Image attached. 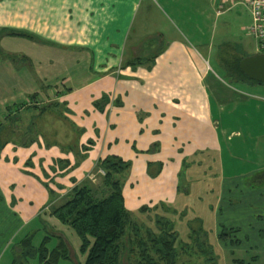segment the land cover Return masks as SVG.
<instances>
[{"label":"crops","instance_id":"crops-1","mask_svg":"<svg viewBox=\"0 0 264 264\" xmlns=\"http://www.w3.org/2000/svg\"><path fill=\"white\" fill-rule=\"evenodd\" d=\"M141 1L0 0V28L31 36L0 37V117L17 108L14 124L24 126L1 141L0 217L21 228L35 195L33 217L65 237L70 227L51 215L52 207L81 183L107 190L100 161L118 157L128 164L118 177L130 218L154 230L163 217L182 242L189 224L200 221L218 264L219 252L240 244V228L225 222L224 212L264 224V186L251 178L264 170V83L233 80L237 88L218 97L225 83L208 62L211 46L204 57L187 38L195 31L202 38L197 21L205 10L192 6L196 0H153L165 26L146 28L152 12L147 8L139 18ZM165 8L182 27L166 18ZM187 8L198 11L194 18ZM205 12L209 26L212 15ZM247 37L254 48L240 41L236 54L264 53ZM138 56L144 59L131 65ZM246 95L254 102L241 99ZM229 105L250 108L257 118L241 131L223 127ZM224 136L250 142L247 153L226 155L227 166ZM223 229L232 232L225 240Z\"/></svg>","mask_w":264,"mask_h":264},{"label":"trees","instance_id":"trees-1","mask_svg":"<svg viewBox=\"0 0 264 264\" xmlns=\"http://www.w3.org/2000/svg\"><path fill=\"white\" fill-rule=\"evenodd\" d=\"M7 34L31 37L12 30ZM142 59L144 57L138 56L130 64L135 65ZM241 59L238 56L232 60L236 64L235 68L244 80H251L239 69ZM35 106L33 104L32 108ZM40 109L45 111L46 106ZM3 129L0 125V133ZM99 166L105 171L102 182L107 190L99 191L90 184L81 183L74 186L61 203L50 211L51 215L69 226L78 236L80 252L85 254L84 264H217V256L200 221L189 224L187 242L179 239L174 224L163 217L155 219V230L134 222L124 207L118 177L128 164L118 157H109L100 161ZM252 181L263 184L264 170L254 174ZM221 233L220 239L225 240L232 232L223 229ZM31 239L28 234L20 241V252L14 259L15 264L20 256L24 259L35 257L39 264H58L60 260L70 259V244L66 237H57L58 243L52 249L47 247L51 239L48 235L38 247L32 245ZM184 256L187 260H183Z\"/></svg>","mask_w":264,"mask_h":264},{"label":"rangeland","instance_id":"rangeland-1","mask_svg":"<svg viewBox=\"0 0 264 264\" xmlns=\"http://www.w3.org/2000/svg\"><path fill=\"white\" fill-rule=\"evenodd\" d=\"M245 1L246 0H196L195 4H192L193 7L197 6V10L199 8L205 11L210 10L212 15L208 26V22L204 14H207L208 12L204 11L201 18L200 15L197 14V19L200 18L197 23H199L202 29L204 30L202 38L197 39L199 37L197 35H200L197 31H195L194 33L189 32L187 38L193 43V45H196L198 47L202 54L204 53V57H206L207 55L206 47L208 45L211 46L210 51H212L213 56L212 58H207L208 62L211 66L214 76L216 75L218 77L217 78L215 76L219 83H225L223 85L224 91L220 92V94L218 95V97L220 98H222L221 96H223L227 99V96L231 94L227 90V88H230V86L231 88H237V86L234 85L235 82L233 80L237 82L239 77L243 79L242 75L238 73L237 69L235 68V62L232 61L233 59L239 56L235 53L236 50L237 53L239 52V49L237 48L236 44H239L240 41L244 43L246 42V44L251 46V49L254 48L253 43H251L252 40L247 37L248 34L245 28L251 20L249 19V13L246 9ZM153 3L154 5H152L149 0H142L140 3V9L138 12L139 18L142 17V14L146 11L147 8H149L150 12H152V19L146 22V28L159 27L162 25L165 26L164 21H162L160 17H156V15H158L157 10L161 8H159L158 4H156L154 1ZM165 9L166 11L164 10V13H166V18L173 25H178L179 27H182L181 24L175 19V17L172 16V14H169V8ZM184 10L188 14L191 13V16L193 18L195 17V12H198L195 11L193 8H187ZM216 10L219 11V16L215 15ZM4 31L7 30L5 28H0V37L3 34H7V32ZM191 35H193L194 37H192ZM234 46H236V48H233ZM227 73H231V77H234V79H231V77L229 76L227 77ZM216 93V91L212 90L211 97L213 99L216 97ZM241 99L248 100L247 103H253L255 100L253 97H248V95L241 96ZM259 103L263 105L264 100H259ZM225 109L226 110L224 115H226V118L222 120L223 127H238V129L241 131L246 121L250 122L251 119L257 118L255 117V113L253 112V110L250 108L246 110L242 108L233 110L234 105H229ZM16 111V109L8 111L5 114L4 118V114H1L0 125L4 120L10 122L11 126L7 125V127H5L4 130L0 133V142L6 138L9 139L11 133L16 134L19 129L22 130L24 128V126L19 127V125L14 124L17 115H14L13 113ZM260 118H263L262 114ZM262 138H264V136ZM221 139V145L223 148L222 156L224 158L223 162L225 166H227L226 155L228 153L231 154L232 152L234 155H242L243 150L245 153H247L245 149L248 150V148H250V142H242L244 140V137L234 138L232 139L233 141H227L225 136ZM238 140H240L241 143H238ZM240 144L246 145V147L243 148V146H240ZM247 160H245L244 162H247ZM251 162L254 165L256 164L255 160H251ZM32 200V204L26 208V217L29 220L21 228L18 229V227L14 226L12 222L9 224L3 223L0 217V264H11L12 258L14 257L13 253L15 254V257L19 255L17 252V249H19L20 247L19 243L28 234H30L32 237L31 242L34 247H38L47 235L51 237V239H49L47 242V247L49 249H52L58 243L56 239L58 237L57 233L51 232L49 228H47V230H44L45 226L41 222V219L37 216L33 217V215L36 213L37 207H39L40 200H37V196L35 195H33ZM225 213L226 212H224V218L222 219L225 222H231L233 223V226H237L240 228V234L237 235V238L240 240V244L237 246H233L231 248V251L225 250L222 251L223 253L219 252L218 264H234L232 260L235 259L240 260L236 264H264V230L262 228V226L264 227V224L259 222L261 224L260 225L256 223V220L248 222L246 220V217H243L241 214L239 215L240 212L237 211L236 213ZM69 230L70 234L66 232L64 235L70 244V259L60 260L58 264H84L85 254L80 252V240L71 228H69ZM180 236L182 240H186V236L182 234V231ZM17 259V264H39L38 260L35 257H28L24 259V257L20 256ZM183 260H187L185 259V256L183 257Z\"/></svg>","mask_w":264,"mask_h":264},{"label":"built area","instance_id":"built-area-1","mask_svg":"<svg viewBox=\"0 0 264 264\" xmlns=\"http://www.w3.org/2000/svg\"><path fill=\"white\" fill-rule=\"evenodd\" d=\"M245 5L251 19L247 27L248 34L264 46V0H246Z\"/></svg>","mask_w":264,"mask_h":264},{"label":"water","instance_id":"water-1","mask_svg":"<svg viewBox=\"0 0 264 264\" xmlns=\"http://www.w3.org/2000/svg\"><path fill=\"white\" fill-rule=\"evenodd\" d=\"M240 71L249 79L264 83V53L243 57L238 63Z\"/></svg>","mask_w":264,"mask_h":264}]
</instances>
